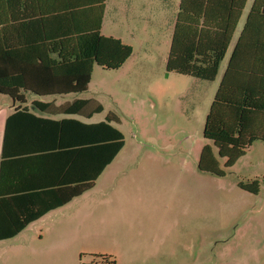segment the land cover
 Wrapping results in <instances>:
<instances>
[{"label": "rangeland", "instance_id": "1", "mask_svg": "<svg viewBox=\"0 0 264 264\" xmlns=\"http://www.w3.org/2000/svg\"><path fill=\"white\" fill-rule=\"evenodd\" d=\"M113 1L130 13L131 0L109 5ZM175 1L166 8L154 1L160 20L145 47L152 57L142 59L134 32L121 29L134 55L118 70L94 67L80 96L102 105L93 122L110 112L118 117L124 146L93 189L13 240L26 246L22 264H106L100 256L116 264H152L156 248L171 252V264H264V142L255 141L225 169L203 138L222 70L214 82L166 72ZM205 145L224 176L198 169ZM253 181L257 194L239 186Z\"/></svg>", "mask_w": 264, "mask_h": 264}, {"label": "trees", "instance_id": "2", "mask_svg": "<svg viewBox=\"0 0 264 264\" xmlns=\"http://www.w3.org/2000/svg\"><path fill=\"white\" fill-rule=\"evenodd\" d=\"M26 0H0V97L23 103L22 93L38 97L87 92L94 67L118 70L133 49L120 39L101 34L105 0H60L38 17L25 12ZM246 0H180L165 62L167 73L212 82L232 38L236 18ZM24 9L21 10V7ZM260 0H254L246 23L214 94L203 138L216 148L230 169L255 141L264 142V30L259 26ZM231 7L237 15L231 24ZM220 13L217 14V11ZM44 112L47 104L34 102ZM103 111L94 99H76L62 112L90 118ZM16 125L22 147L10 148ZM119 119L85 124L74 118L36 117L26 109L5 125L0 160V241L8 240L48 212L93 188L102 171L124 146L114 127ZM39 154L52 167L54 182L15 184L11 172L16 153ZM18 156V157H16ZM198 169L224 176L209 145L201 149ZM49 173V171H46ZM241 189L257 194L258 182ZM106 264H115L105 256Z\"/></svg>", "mask_w": 264, "mask_h": 264}, {"label": "crops", "instance_id": "3", "mask_svg": "<svg viewBox=\"0 0 264 264\" xmlns=\"http://www.w3.org/2000/svg\"><path fill=\"white\" fill-rule=\"evenodd\" d=\"M154 1L156 2V0H131V7L128 6L129 10H131L130 11L131 14L130 13L126 14L125 8L122 2L120 3V1H116V2L113 1L109 5V0H105L103 17H102V22H101V34L103 36H112V37L118 38L123 43L131 46L133 49V55H134V48L132 46L133 44L131 43L134 42L135 44L138 45L139 48L143 49L144 51L141 58L149 59L150 57H152V56H149V54H153V53L151 52V50L145 49V47L149 45L152 35L156 33V28H157L156 24L160 20V17L157 16V14L153 12L154 6H155L153 5ZM158 1L160 3L162 2V4L164 5V8H166L167 6H169V2L171 0L170 1L169 0H158ZM25 2L27 4L25 12L28 14V16L34 17V19H38V17H40L42 12L44 11V6L46 5V3L50 4L52 7L53 6L57 7V5L60 4V0H26ZM179 2L180 0L175 1V11L173 13L171 12V15L169 17V23H172V26L169 27V29L171 28V32L168 38L169 40L167 41L169 46H170L171 35L173 32L175 17L178 11ZM240 2L241 0H235V4H238ZM253 2L254 0H246L244 8L242 9L240 15L236 18L237 20H236L235 29H234L232 38L226 50L225 57L220 63V66L218 69V73L220 70H222V74H221L220 80L217 82L216 87L213 90L214 91L213 95L215 94L219 86V83L225 72L228 61L231 57L233 48L246 23V20L248 18V14L251 10ZM260 5L261 6L259 9V25H260L259 27L264 30V0H260ZM22 9H24L23 6L21 7V10ZM220 10L221 9L217 11V14L220 13ZM236 15H237V9L235 8L233 9L231 7V24L233 20L235 19ZM165 16L166 14L165 15L162 14L163 19H165ZM104 27H107V29H112L114 32H110L109 34H104L103 33ZM121 29L123 31L126 29V30H130L134 32L135 36L132 37V42H129V40H126L125 33L123 34ZM130 58L123 64V66L127 64ZM217 76L215 80L217 79ZM22 95L24 97L23 103L14 102L7 96L6 98L4 97V99H1L0 97V160H1V152H2V147H3V139H4L6 121L10 116H13L17 112V109L19 110L26 109L28 113L36 117L50 118V119H55V120H60L64 118H74L85 124H96V123L104 121L102 120V121L93 122V118L103 113V111L101 113L94 114L90 118H84L80 116H67L63 114L62 110L66 106L71 104L73 101H75L76 99H93V98H81L80 96L81 94H76V95L70 94L66 96H49V97H38L30 93H22ZM66 97H69L70 99L69 100L64 99ZM34 102H40L43 104H47L48 108L44 112H41L35 107ZM114 127L117 128L116 124H114ZM9 132L10 133H9L8 138L10 140V148L22 147V143L19 137L21 135H24L25 132H23L22 130L20 135H18L16 125H14V123H12ZM16 155H19V158L15 159L13 163L14 165L10 167L11 172H13L14 176L16 177V178H13V182L16 181L15 184L23 185L26 183H31V184L43 183L46 180L52 183L56 179L57 173L53 172L54 169L52 167V163L50 164L49 168H46L45 166L48 165V163H45L44 159H42V157L39 154H36L33 152L32 154H23L25 156H20L22 155V153L18 152L16 153ZM110 164L108 166H110ZM106 168L102 171L100 176L94 182L93 188L95 187L97 180L102 176ZM46 171H49V173H47ZM77 198H74L73 200ZM72 201H70L65 206L69 205ZM61 208L48 212L46 215H44L37 221L29 224L24 230H22L20 233H18L13 238L8 239V240H1L0 241V264H22V258L25 259L24 254L26 253V246L14 245V243H12L13 240L18 238L22 234H24V232L27 230L29 226L43 219L50 213L60 210ZM167 239L169 240L170 238H167ZM165 250H166L165 248L164 249L156 248L153 251L152 253L153 263L152 264H171V260H172L171 252L170 251L166 252Z\"/></svg>", "mask_w": 264, "mask_h": 264}]
</instances>
